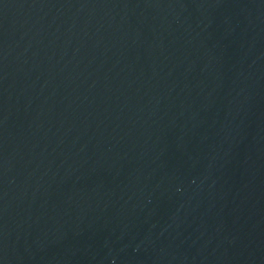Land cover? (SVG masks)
Here are the masks:
<instances>
[{
	"label": "water",
	"instance_id": "95a60500",
	"mask_svg": "<svg viewBox=\"0 0 264 264\" xmlns=\"http://www.w3.org/2000/svg\"><path fill=\"white\" fill-rule=\"evenodd\" d=\"M0 264H264V0H0Z\"/></svg>",
	"mask_w": 264,
	"mask_h": 264
}]
</instances>
